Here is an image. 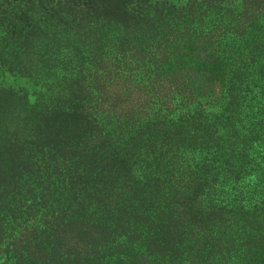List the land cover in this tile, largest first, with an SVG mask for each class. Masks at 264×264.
<instances>
[{
  "label": "trees",
  "instance_id": "16d2710c",
  "mask_svg": "<svg viewBox=\"0 0 264 264\" xmlns=\"http://www.w3.org/2000/svg\"><path fill=\"white\" fill-rule=\"evenodd\" d=\"M0 70L5 264H264L205 99L264 118V0H0Z\"/></svg>",
  "mask_w": 264,
  "mask_h": 264
},
{
  "label": "rangeland",
  "instance_id": "374dc122",
  "mask_svg": "<svg viewBox=\"0 0 264 264\" xmlns=\"http://www.w3.org/2000/svg\"><path fill=\"white\" fill-rule=\"evenodd\" d=\"M0 86L17 88H29V83L20 76L4 72L0 70ZM168 85L160 86L157 90L154 89L156 94H166L170 92ZM218 90L212 92L213 96L205 97L207 104H212L210 110L216 114V130L214 135L217 136V142L221 147L224 155L228 161L239 162L237 165L238 170L241 171V175L235 178L232 174L224 172L221 175L223 181L229 183L224 185L229 193H233L235 190H239L243 199L250 196L253 203H259L264 201V144L262 142H252L245 144L239 141L241 135H245L253 129V132L259 128L264 133V124L255 125L259 120H263L262 114L259 111V106L251 105L252 100H248L246 105L234 106L231 105L228 99L218 100L223 96H219ZM170 94L167 96L168 100L174 101L173 96ZM237 109L240 113H237L232 108ZM254 125V126H253ZM254 127V128H253ZM257 128V129H255ZM264 136V135H263ZM187 143H192V140L188 139ZM247 145V146H246ZM193 158L191 152L187 153L188 162ZM222 163L225 167L226 164L219 159L217 164ZM219 186L220 191L223 187ZM0 264H5L4 257L0 256Z\"/></svg>",
  "mask_w": 264,
  "mask_h": 264
}]
</instances>
